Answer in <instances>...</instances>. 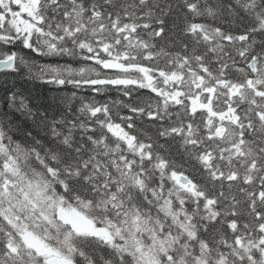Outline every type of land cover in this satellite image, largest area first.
Instances as JSON below:
<instances>
[{
	"label": "snow or ice",
	"instance_id": "6c2138e0",
	"mask_svg": "<svg viewBox=\"0 0 264 264\" xmlns=\"http://www.w3.org/2000/svg\"><path fill=\"white\" fill-rule=\"evenodd\" d=\"M0 264H264V0H0Z\"/></svg>",
	"mask_w": 264,
	"mask_h": 264
},
{
	"label": "trees",
	"instance_id": "16d2710c",
	"mask_svg": "<svg viewBox=\"0 0 264 264\" xmlns=\"http://www.w3.org/2000/svg\"><path fill=\"white\" fill-rule=\"evenodd\" d=\"M23 86L25 88H34L36 91H39V92H42V93H45V94L48 93V89L40 87L38 83L33 84V83L30 82V83L24 84Z\"/></svg>",
	"mask_w": 264,
	"mask_h": 264
}]
</instances>
